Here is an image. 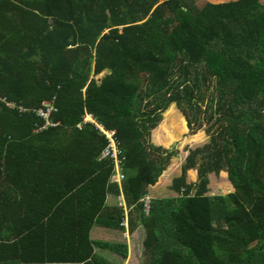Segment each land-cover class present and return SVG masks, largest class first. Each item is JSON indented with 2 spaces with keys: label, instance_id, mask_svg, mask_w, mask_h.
Instances as JSON below:
<instances>
[{
  "label": "trees",
  "instance_id": "trees-1",
  "mask_svg": "<svg viewBox=\"0 0 264 264\" xmlns=\"http://www.w3.org/2000/svg\"><path fill=\"white\" fill-rule=\"evenodd\" d=\"M170 104L209 140L145 212L177 154L151 140ZM221 171L232 190L208 194ZM95 225L142 229L137 264H264V0H0V264H122Z\"/></svg>",
  "mask_w": 264,
  "mask_h": 264
},
{
  "label": "rangeland",
  "instance_id": "rangeland-1",
  "mask_svg": "<svg viewBox=\"0 0 264 264\" xmlns=\"http://www.w3.org/2000/svg\"><path fill=\"white\" fill-rule=\"evenodd\" d=\"M206 1L210 2H222L228 0H196L197 6L201 7L202 4ZM104 74V72L100 73L97 77H100ZM212 87L210 86L209 91L205 92L204 101L202 106L208 102L207 97L210 95ZM162 120L160 123L151 130V140L157 144L162 145L168 149H175L177 154L173 156L166 168L162 171L156 183L148 188L149 195L154 194L156 197H167L175 195L174 192L170 188V184L172 182L173 177L178 176L181 172V164L184 162L185 157L188 153V149L195 148L203 145L209 140V136L205 134L202 129H198L195 132H191L190 128L186 124V120L181 115L179 109L176 108L174 104H170L163 112H162ZM168 127L172 132L171 141L168 143L165 142L164 134L159 137L162 126ZM205 125V121L203 122ZM195 127V126H191ZM158 133V138L155 135ZM164 141V142H162ZM208 194H226L232 190V186L229 183L226 173L221 171L219 174H211L208 176ZM187 181H195L196 179V170L189 169L186 173ZM154 190V191H153ZM152 193V194H151ZM121 196H109L107 197L106 202L109 204H116L117 199L122 200ZM114 199V201H112ZM122 203V202H121ZM137 231V232H136ZM133 235L128 234V238H124L123 234L119 231H113V233H102V236L109 237L112 241H117L121 243H125L128 249V264H135L139 261V255L142 253V238L143 232L142 229H137ZM109 232H111L109 230ZM101 235L100 233H96L95 236ZM103 236V237H104Z\"/></svg>",
  "mask_w": 264,
  "mask_h": 264
},
{
  "label": "built area",
  "instance_id": "built-area-1",
  "mask_svg": "<svg viewBox=\"0 0 264 264\" xmlns=\"http://www.w3.org/2000/svg\"><path fill=\"white\" fill-rule=\"evenodd\" d=\"M10 107H13L14 105L12 103H7ZM22 109V108H20ZM56 111V107L53 104L52 100H45L43 102V105L40 106L39 108L36 109V114L40 117H42L43 119L46 120L45 124L49 123V116L52 112ZM83 121L84 122H93L95 123V120L93 119L91 114H85L83 117ZM97 127L99 128L100 132L102 134H104L106 136V138L108 139V143L106 144V146L102 149L99 159H109L114 166V171L110 177L111 182H115L118 185H120L124 175L121 172V162L123 157L120 156V151L118 149L117 146V142L114 138V130H106L104 129L101 125L96 124ZM122 196V195H121ZM151 195L147 194L144 198H142L143 202H144V209L145 212L148 211V207H149V200H150ZM125 208V206H124ZM124 224H126V219L123 222Z\"/></svg>",
  "mask_w": 264,
  "mask_h": 264
},
{
  "label": "crops",
  "instance_id": "crops-1",
  "mask_svg": "<svg viewBox=\"0 0 264 264\" xmlns=\"http://www.w3.org/2000/svg\"><path fill=\"white\" fill-rule=\"evenodd\" d=\"M151 186H153V185H150L148 188H151ZM154 191V190H153ZM149 193V192H148ZM121 194V193H120ZM150 194V193H149ZM152 194V193H151ZM153 196H154V194H152ZM109 196H111V198L113 197V195H109ZM109 196H108V198H109ZM117 197H119V195L117 196ZM120 198H123L122 196L120 197ZM112 201H114V199H112ZM117 201H119V204H122L123 206H124V202H123V199L121 200V202H120V200L119 199H117ZM109 230L111 231V232H109ZM113 231H115V229H111V228H107V227H103V226H99V225H95V226H93L92 227V229H91V232H90V234H91V238H93V239H102V240H110V238L109 237H105L104 235V237L102 236V233H113ZM118 231V230H117ZM100 233L101 235H99V236H95V234L96 233ZM119 232H121V234H123V236H124V238L126 237V239L128 238V231H119ZM111 241H112V239H111ZM128 258H129V255H127V257L125 258V259H123V261L121 260V262H122V264H128L127 262H128ZM12 264V263H11ZM135 264H137V263H135Z\"/></svg>",
  "mask_w": 264,
  "mask_h": 264
},
{
  "label": "clouds",
  "instance_id": "clouds-1",
  "mask_svg": "<svg viewBox=\"0 0 264 264\" xmlns=\"http://www.w3.org/2000/svg\"><path fill=\"white\" fill-rule=\"evenodd\" d=\"M122 194H120L119 196H121Z\"/></svg>",
  "mask_w": 264,
  "mask_h": 264
}]
</instances>
